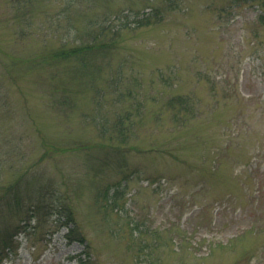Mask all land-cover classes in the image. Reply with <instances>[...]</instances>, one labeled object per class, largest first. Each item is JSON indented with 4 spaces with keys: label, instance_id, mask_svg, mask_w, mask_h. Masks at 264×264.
I'll use <instances>...</instances> for the list:
<instances>
[{
    "label": "rangeland",
    "instance_id": "1",
    "mask_svg": "<svg viewBox=\"0 0 264 264\" xmlns=\"http://www.w3.org/2000/svg\"><path fill=\"white\" fill-rule=\"evenodd\" d=\"M155 8L105 48L42 60ZM259 15L264 0H0V264H264Z\"/></svg>",
    "mask_w": 264,
    "mask_h": 264
},
{
    "label": "trees",
    "instance_id": "2",
    "mask_svg": "<svg viewBox=\"0 0 264 264\" xmlns=\"http://www.w3.org/2000/svg\"><path fill=\"white\" fill-rule=\"evenodd\" d=\"M130 11L128 13H124L123 15H121V17L123 16L125 18H121L120 24L116 25L115 27L112 26L111 24L110 25L108 24L110 23L109 21H111L109 20L110 18L107 19L108 23L106 22V24H100L99 30L93 32L89 42L77 46L61 48L48 52L45 56L42 57V60L44 62L51 60V62L54 63L55 62L61 63V62H65L66 60L74 59L85 53H91L94 52L96 49H102L107 47V45L109 44L111 45L113 43L112 42L113 34L121 31L124 28L141 27L153 23L152 21L156 22L157 20L161 19V13H159L156 8L151 13L147 11L140 13V11L138 10H134V11L130 10ZM128 15L132 16L131 19H127L126 16ZM119 18L117 16H114V19H119ZM257 18H259L258 19L259 23L264 25V17L262 15H259ZM91 21L92 20L90 19V22ZM80 62H82V65H84V60H80ZM137 113H139V111H137ZM131 115H132L131 110H127L123 114H118L115 123H113L111 127V131L115 134L116 137L125 135V131H127L128 128V126L125 125V121L129 120L131 118ZM131 122H133V120ZM106 130L108 131V126L105 127V129L102 130V132L100 133L104 134ZM38 199L39 198L31 199L30 200L31 202L26 207H24V201L20 200L18 191L14 192V205L16 209H21L23 207L22 210H24V212L27 213L26 215L34 216L35 213L40 211L39 208L41 207V204L36 202V200ZM52 212L55 214L56 220L62 219V224L69 226L68 236L70 240L74 239L81 243H86L85 238L79 235V232L76 228L74 210L70 203L68 202L65 203L63 200H60L57 204L53 206ZM10 238L11 236L5 233L3 236H0V242L4 243L5 245H9ZM80 262H81L80 264H85L81 260Z\"/></svg>",
    "mask_w": 264,
    "mask_h": 264
}]
</instances>
